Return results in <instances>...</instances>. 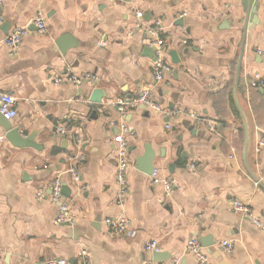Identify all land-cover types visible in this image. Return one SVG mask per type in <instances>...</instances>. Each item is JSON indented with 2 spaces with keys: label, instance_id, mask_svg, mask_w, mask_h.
Instances as JSON below:
<instances>
[{
  "label": "crops",
  "instance_id": "1",
  "mask_svg": "<svg viewBox=\"0 0 264 264\" xmlns=\"http://www.w3.org/2000/svg\"><path fill=\"white\" fill-rule=\"evenodd\" d=\"M242 2L1 0L0 91L15 97L11 124L40 147H13L0 127V264H199L185 242L208 236L214 243L203 248L212 264H264V231L251 222H264V149L257 150L264 87L251 85L264 80V57L256 52L264 50V0L251 6L244 29ZM135 9L163 26L158 52L170 70L155 86L143 47H156L147 32L133 29ZM37 12L42 33L32 24ZM20 25L29 30L11 50L4 37ZM62 36L63 53L55 43ZM67 77L82 80L75 85ZM146 87L176 114L139 106L121 115L107 104ZM94 88L99 105L89 102ZM121 131L130 166L128 192L117 204L114 142ZM146 148L157 177L175 180L167 196L136 167ZM57 175L68 194L54 202L49 186ZM233 200L251 214L234 213ZM64 201L71 223L56 221ZM120 216L133 237L109 233L107 220ZM151 239L160 260L144 249ZM222 241H231L230 252Z\"/></svg>",
  "mask_w": 264,
  "mask_h": 264
},
{
  "label": "built area",
  "instance_id": "2",
  "mask_svg": "<svg viewBox=\"0 0 264 264\" xmlns=\"http://www.w3.org/2000/svg\"><path fill=\"white\" fill-rule=\"evenodd\" d=\"M1 9V0H0ZM2 16L0 14V24L2 23ZM36 31L42 33L46 30V25L44 17L40 12H37L32 21ZM133 29L142 30L147 32L153 39L152 45L156 47V52L152 62V78L153 86L159 84L163 81L164 75L170 70L169 65H167L161 58L158 50L161 48L163 42L161 40V34L163 32V26L160 20L155 19L151 22H146L143 20V11L141 9H135L133 11ZM29 27L27 25H20L13 27L4 37V43L11 50H16L21 43L22 38L27 34ZM256 52L264 57V50L257 49ZM89 75H85L88 78ZM84 78V77H83ZM60 77H55L53 82H60ZM67 80L71 81L75 85L81 83L82 78L79 77H67ZM252 86L264 87V80L254 79L251 82ZM109 107L114 108L121 115L125 114L127 111L135 109L139 106H144L146 108L152 109L164 116L175 115L176 113L172 110H168L156 102L152 97L151 87H146L142 89L137 95L131 98H117L113 101L107 103ZM16 101L15 97L5 92L0 91V115L7 120H11L16 115ZM57 133L64 134L66 130L62 127H57L55 129ZM122 131L126 132L127 129L122 126ZM115 139V179L117 183V196L116 203L121 204L128 192V186L126 181V170L130 166V160L128 157V152L126 148V143L124 141L123 132ZM2 137L0 136V141ZM260 148L264 149V140L259 142L257 150ZM192 167V164H190ZM76 179V175H74ZM151 182L153 185L160 184L163 189V194L165 196L169 195L175 185V180L173 178H162L159 179L156 175V171L152 172ZM50 198L54 202H58L62 196V179L60 175H57L51 180L50 183ZM41 191L36 194L37 198L41 197ZM231 209L234 213L250 215L251 210L246 204L241 203L238 200H233L231 203ZM73 220L71 212L69 210V205L67 201L62 202L59 205V210L57 213L56 221L58 223H71ZM252 224L264 231V222L256 217H251ZM109 233L111 235L133 237L135 231L130 227L128 219L124 216L115 217L107 220ZM221 246L225 252H230L232 250L231 241H222ZM144 249L150 252H158V243L156 240H149L145 245ZM185 250L199 263V264H212L204 253V248L200 244L196 237H190L185 242ZM84 254V251L81 252ZM35 264H68V262L63 258H46L41 261H37ZM150 264H176V261H170L166 263L152 262Z\"/></svg>",
  "mask_w": 264,
  "mask_h": 264
},
{
  "label": "water",
  "instance_id": "3",
  "mask_svg": "<svg viewBox=\"0 0 264 264\" xmlns=\"http://www.w3.org/2000/svg\"><path fill=\"white\" fill-rule=\"evenodd\" d=\"M256 4V0H243L242 6H243V11H244V18H243V29L247 28L250 26L252 16L254 15V9H251L252 5ZM149 13L146 11L144 13V17L148 18ZM64 37H60L58 41L55 43L59 46L60 51L63 53L65 50V45L64 43L60 44V42H63ZM144 55L151 57L154 59V51L155 48H147L143 47ZM101 100V91L98 88H94L90 95H89V102L93 104H100ZM143 107V106H142ZM0 127L4 131V138L10 143L11 146L13 147H32L35 149H38L40 146L39 144L35 143L33 139V135H23L19 128L16 126H13L10 122V120H7L3 118V116L0 115ZM152 159H153V153L150 151L148 148L145 149V153L143 157L134 159L136 162V167L143 171L146 174H152L154 171V166L152 164ZM171 167V166H170ZM65 186H62L61 191L65 193ZM68 194V193H65ZM199 242L203 247H208L210 245H213V241L210 236L207 238H201L199 237ZM152 257L154 261L160 260L163 258V255L160 252H153Z\"/></svg>",
  "mask_w": 264,
  "mask_h": 264
}]
</instances>
